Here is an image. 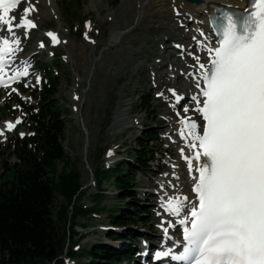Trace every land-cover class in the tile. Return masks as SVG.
Instances as JSON below:
<instances>
[{
  "label": "rangeland",
  "instance_id": "rangeland-1",
  "mask_svg": "<svg viewBox=\"0 0 264 264\" xmlns=\"http://www.w3.org/2000/svg\"><path fill=\"white\" fill-rule=\"evenodd\" d=\"M44 1L55 4V15H50L43 5ZM92 1L26 0L28 5L25 2V7L35 8L28 18L36 27L27 34L19 28L14 29L15 35L8 33L6 27L1 31L19 39V52L13 58L18 62L26 61L28 75L24 76L21 86L12 88L16 91H0V126L6 122L13 123L17 118L22 121L15 133L0 136V167L16 162L8 149L9 140L32 135L23 107L36 104L27 93H38L46 84V73L41 68L45 65L58 80L54 102L65 126L61 137L65 158L56 164L55 172L78 173L83 193L79 205L84 210H92L87 218L78 220L76 231L80 237L75 239L72 248L80 251L98 241L108 243L103 237L109 228L107 215L111 208L127 205L118 199L110 180L97 183L96 171L100 167L113 170L122 161L132 163L135 153L140 151L148 156L145 157L144 167L137 170L134 198L140 202L139 208L146 212L142 216L135 212L131 217L134 223L116 230H129L138 236L137 244L130 243L137 249L146 236L156 238L155 244L160 240L158 235L162 229L158 225L163 218L158 215V202L153 192L157 189L156 184L160 181L164 183L162 178L171 173L170 166L164 163L168 159L174 161L171 164L179 161L175 141L174 145L171 143L174 136L168 135L175 127L169 128L167 117H174L173 112L168 110L172 101V91L169 90L182 92L184 83L178 73L173 74L168 70L170 56L163 52L162 47H169L167 51L174 54L171 44L181 38L180 25L183 30L187 26L183 23L179 27L169 25L167 15L170 13L165 8L159 12L153 11L155 5L148 7L143 19L137 23L136 14L142 5L140 0H101L100 6L88 9ZM160 6H166L164 0ZM23 8L16 9V22L23 15ZM114 28L121 29L127 35L115 46L109 47L110 31ZM49 32L60 41L56 46H51L49 36L45 35ZM85 36L88 38L85 39ZM41 42L44 47H40ZM183 44L185 47V42ZM151 73L154 78L159 76L154 86L150 83ZM37 76L41 78V83H36ZM76 77L80 80L77 81ZM152 87L159 91H153ZM74 91L78 97L76 101L72 100ZM190 96L186 95L188 103H191ZM118 115L128 118L127 126L134 128L113 130ZM132 119H136V122L131 124ZM21 133L24 135L21 136ZM138 141H142L143 146H139ZM146 148L148 150L144 151ZM109 152L114 156L111 163H107ZM61 205H64V200L58 195L54 208ZM142 217L146 225H143ZM77 260L84 264L87 259L82 256ZM74 263V260L63 257V264ZM129 264H141L140 258L134 255Z\"/></svg>",
  "mask_w": 264,
  "mask_h": 264
},
{
  "label": "snow or ice",
  "instance_id": "snow-or-ice-1",
  "mask_svg": "<svg viewBox=\"0 0 264 264\" xmlns=\"http://www.w3.org/2000/svg\"><path fill=\"white\" fill-rule=\"evenodd\" d=\"M20 2L0 0V25L13 35L15 28H23L27 34L36 27L28 18L35 11L33 6L23 8L18 22L10 17V9ZM243 11L246 15L242 22L233 14H224L217 22L219 38L215 45L205 47L209 60L202 63L199 56L193 57L199 71L196 87L200 89L191 97L193 111L204 123L184 116L179 120V135L190 152L185 155L184 148L180 149L198 203L188 196L162 201L161 207L176 217L186 203L191 207L178 220L183 250L175 254L162 242L163 250L155 253V260L170 257L183 264H264V0H249ZM46 35L53 45L60 42L52 32ZM13 44L18 45L19 40L0 41V85L4 87L28 75L25 66L4 79L9 63L5 57L16 51ZM44 46L41 42L40 47ZM169 91L176 96L174 90ZM176 99L179 102L182 97ZM188 111L185 107L184 112ZM21 122L17 118L15 123H6L0 136ZM164 224L162 220L158 227L164 240H171L169 228H175V224Z\"/></svg>",
  "mask_w": 264,
  "mask_h": 264
},
{
  "label": "trees",
  "instance_id": "trees-1",
  "mask_svg": "<svg viewBox=\"0 0 264 264\" xmlns=\"http://www.w3.org/2000/svg\"><path fill=\"white\" fill-rule=\"evenodd\" d=\"M41 68L46 84L38 93H27L36 104L23 107L32 135L9 140L8 149L16 162L0 167V264H63V256L72 260L84 256L88 259L84 264H129L134 251L130 243L136 244L137 237L129 230L115 229L134 223L135 212L139 216L146 212L139 208L134 188L137 170L144 167L148 154L137 151L132 163L119 162L113 170L98 168L97 183L110 180L118 199L127 206L111 208L107 215L110 228L103 237L108 243L98 241L86 250H74L78 220L92 210L79 205L83 193L78 173L55 172L56 164L65 158L61 146L65 126L54 102L58 80L49 67ZM138 145L143 146L142 141ZM58 195L64 205L55 209ZM142 221L146 225L145 218Z\"/></svg>",
  "mask_w": 264,
  "mask_h": 264
},
{
  "label": "bare ground",
  "instance_id": "bare-ground-1",
  "mask_svg": "<svg viewBox=\"0 0 264 264\" xmlns=\"http://www.w3.org/2000/svg\"><path fill=\"white\" fill-rule=\"evenodd\" d=\"M100 1L101 0L92 1L90 4H88V9L97 8L98 6H100ZM140 1L142 5L136 14L137 23H139L143 19L144 13L146 12L145 10L148 7L155 5L156 9L153 11L159 12V11H162L163 8H165V10L170 13L169 15H167L169 25L174 26V27H179V24L183 23L184 25L187 26V29L183 30L182 28L183 26L180 25L181 29L179 28V30L181 31H180L179 36L181 38L180 39L178 38V42H174V43L172 42L173 44H171L170 48L172 49L171 51H173L174 54L171 53L170 50L167 51L169 47H167L168 49L165 47H162L163 52L168 53V55L170 56L169 60L167 61L169 65L168 70L173 71V74L178 73L180 77L179 79H181L182 83H184L182 85V92L179 89H178L179 90L178 93L175 92L176 95H178L179 97H182V99L179 101L181 103L174 102L173 93H170V97H172V101H171V104L168 106V110H171L173 112L174 117L173 119L167 117V121L169 122V128L172 129V127H175L173 128L172 131L168 132L169 133L168 135L174 136L173 137L174 140H172L171 143L172 145L174 144L176 145V149L178 153L177 156L179 157V161L175 162L174 164H171L174 161L172 162L171 160L170 162L169 161L170 159H168L167 163H164L170 166L171 173L165 176L164 178H162L165 181L164 183H160L162 182L160 181L158 184H156V188L158 189V192H156L157 189L156 191L153 192V197L158 202V204L156 205L157 206L156 209L158 212H160L159 216L163 218L162 219L163 221H165L164 226L167 227V222L168 220L171 221L170 219L172 216L164 214L165 210L163 207H161L162 201L166 202L169 197H175V196H188L191 201H193V198H194V195L191 192L193 181L191 178H189L187 165H186V162L185 163L183 162L180 149L184 148L185 155H189L190 152L188 148L185 146V141L178 139L179 129L181 128V125L179 124L178 119H181V116L182 117L190 116L192 120H195L198 124L202 125L204 123L201 117L199 116V114L193 111L195 105L193 103H188L189 99L187 98L188 96L186 97V95H191L190 97H192L193 95L198 94L200 89L196 87L191 76L186 75V74L192 73L193 75H195L197 79L199 78V71L197 70L198 66L196 65V62L193 59L194 56H199L202 63L210 59L207 52L205 51V47L215 45L216 43V38L211 35L212 32H211V28H210L211 26L209 23V15L213 13V9L215 7H224L227 9L229 8L244 9L248 0H201L202 3L200 5L188 4L182 0H164L166 3L165 7L160 6L162 0H140ZM25 2L26 0L25 1L22 0L19 3V5L14 9V11L13 10L10 11L9 12L10 17H14L15 12H17L16 11L17 8L20 9V7L21 8L25 7V5H23ZM132 2H138V0H133ZM43 5L47 8L50 15H55V12H56L55 4L53 5V2L44 1ZM5 27L6 26L0 25V31H2ZM127 28L128 27L126 26L125 29ZM19 29H22V28H19ZM201 32L204 33L203 36L200 34ZM0 34H2V32H0ZM125 35H127V33L125 32L123 33L121 29H118V28L111 29L110 36H109V44L107 43L108 46L109 47L115 46L116 43L120 41V39L124 37ZM193 37H196V40H194ZM14 39H17V38L15 36L9 37L10 41ZM88 42L89 41H87V43ZM182 42H185V47H184V44L182 45ZM13 48L16 49L13 55L19 52L18 45L13 44ZM10 63H11V66L8 69L9 76L13 75L15 71H22L24 67L26 66L25 60L23 61L21 60L18 62V60H16L15 57L14 59L13 58L11 59ZM174 67L175 69H172ZM167 75L168 74H166V77ZM23 78L24 76L20 77L19 79H23ZM76 79L77 81L80 80L77 77ZM158 80H159V76L154 78L153 74L151 73V77H150L151 85L154 86V82L156 83L158 82ZM152 88H153V91H156V92L159 91V89H156L155 87H152ZM77 99L78 97L75 91L72 92V100L76 101ZM165 103L167 104L170 102L167 101ZM185 107L189 109L187 113L184 112ZM177 113H179L180 115L178 116ZM135 122H136V119L134 120L132 119L131 124ZM6 123H9V122H6ZM6 123L0 126V130L5 129ZM128 124H129L128 118L122 115L121 116L118 115V117H116L115 122L113 124V130L116 128H123V131H124L126 129L134 128V126L133 127L127 126ZM18 127H19V124H17L13 130L5 131L4 135L1 137H4L5 134L7 133H11V134L15 133ZM174 129L176 130L175 132H174ZM173 141H175L174 144H173ZM113 158H114L113 154L108 155L107 163H111ZM190 206L191 204L186 203L184 208L190 207ZM175 232H176L175 230H172L170 231L169 235L173 237ZM158 236L160 238L164 237L163 231ZM149 239H150V241L148 242L149 246L142 248V250L144 251V255L146 256L148 255L149 249L152 248L153 245H155L154 238H149Z\"/></svg>",
  "mask_w": 264,
  "mask_h": 264
},
{
  "label": "water",
  "instance_id": "water-1",
  "mask_svg": "<svg viewBox=\"0 0 264 264\" xmlns=\"http://www.w3.org/2000/svg\"><path fill=\"white\" fill-rule=\"evenodd\" d=\"M182 1L188 4H194V5H200L202 3L201 0H182Z\"/></svg>",
  "mask_w": 264,
  "mask_h": 264
}]
</instances>
